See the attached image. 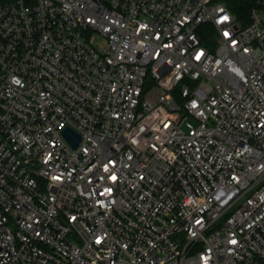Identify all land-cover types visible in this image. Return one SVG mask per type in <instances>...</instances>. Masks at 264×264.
<instances>
[{"label":"built area","instance_id":"built-area-1","mask_svg":"<svg viewBox=\"0 0 264 264\" xmlns=\"http://www.w3.org/2000/svg\"><path fill=\"white\" fill-rule=\"evenodd\" d=\"M0 264H264V0H0Z\"/></svg>","mask_w":264,"mask_h":264},{"label":"trees","instance_id":"trees-1","mask_svg":"<svg viewBox=\"0 0 264 264\" xmlns=\"http://www.w3.org/2000/svg\"><path fill=\"white\" fill-rule=\"evenodd\" d=\"M225 3L242 25L251 23V13L257 7V0H225Z\"/></svg>","mask_w":264,"mask_h":264},{"label":"water","instance_id":"water-1","mask_svg":"<svg viewBox=\"0 0 264 264\" xmlns=\"http://www.w3.org/2000/svg\"><path fill=\"white\" fill-rule=\"evenodd\" d=\"M64 137L66 140L73 146V148H77L81 143V136L76 133L74 130L67 128L64 133Z\"/></svg>","mask_w":264,"mask_h":264},{"label":"snow or ice","instance_id":"snow-or-ice-1","mask_svg":"<svg viewBox=\"0 0 264 264\" xmlns=\"http://www.w3.org/2000/svg\"><path fill=\"white\" fill-rule=\"evenodd\" d=\"M224 19H227V17H225Z\"/></svg>","mask_w":264,"mask_h":264}]
</instances>
